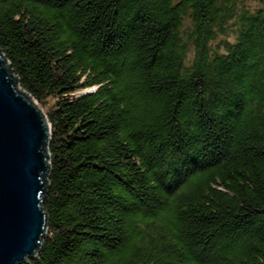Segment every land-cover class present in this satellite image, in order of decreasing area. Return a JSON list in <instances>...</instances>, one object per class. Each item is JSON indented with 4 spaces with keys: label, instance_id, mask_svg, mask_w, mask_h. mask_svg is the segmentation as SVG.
<instances>
[{
    "label": "trees",
    "instance_id": "trees-1",
    "mask_svg": "<svg viewBox=\"0 0 264 264\" xmlns=\"http://www.w3.org/2000/svg\"><path fill=\"white\" fill-rule=\"evenodd\" d=\"M257 2L0 0V54L51 127L21 264H264Z\"/></svg>",
    "mask_w": 264,
    "mask_h": 264
},
{
    "label": "water",
    "instance_id": "water-1",
    "mask_svg": "<svg viewBox=\"0 0 264 264\" xmlns=\"http://www.w3.org/2000/svg\"><path fill=\"white\" fill-rule=\"evenodd\" d=\"M15 89L0 54V264L26 263L46 234L41 204L51 127L36 102Z\"/></svg>",
    "mask_w": 264,
    "mask_h": 264
},
{
    "label": "rangeland",
    "instance_id": "rangeland-1",
    "mask_svg": "<svg viewBox=\"0 0 264 264\" xmlns=\"http://www.w3.org/2000/svg\"><path fill=\"white\" fill-rule=\"evenodd\" d=\"M258 0H248V3L252 6V7H254V6H256L257 4H258V2H257ZM12 75V74H11ZM13 76V75H12ZM12 79V78H11ZM17 89V90H16ZM16 89H15V91L16 92H18L19 93V88L16 86ZM91 91H93V90H83V91H78L77 93H76V95H81V94H84V93H87V92H91ZM31 101V100H30ZM33 102V101H32ZM37 104V103H36ZM38 106V105H37ZM38 108H39V110L41 111V113L43 114V116H45V110H43L42 108H40L39 106H38ZM46 117V116H45Z\"/></svg>",
    "mask_w": 264,
    "mask_h": 264
}]
</instances>
